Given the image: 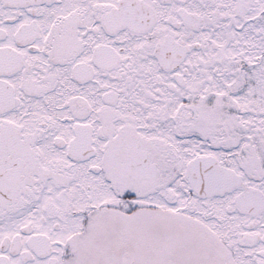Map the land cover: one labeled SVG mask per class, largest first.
I'll use <instances>...</instances> for the list:
<instances>
[{"label": "snow or ice", "instance_id": "6c2138e0", "mask_svg": "<svg viewBox=\"0 0 264 264\" xmlns=\"http://www.w3.org/2000/svg\"><path fill=\"white\" fill-rule=\"evenodd\" d=\"M0 264H264V0H0Z\"/></svg>", "mask_w": 264, "mask_h": 264}]
</instances>
